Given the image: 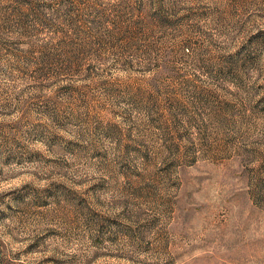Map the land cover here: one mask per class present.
Listing matches in <instances>:
<instances>
[{"label":"rangeland","instance_id":"1","mask_svg":"<svg viewBox=\"0 0 264 264\" xmlns=\"http://www.w3.org/2000/svg\"><path fill=\"white\" fill-rule=\"evenodd\" d=\"M0 264H264V0H0Z\"/></svg>","mask_w":264,"mask_h":264}]
</instances>
